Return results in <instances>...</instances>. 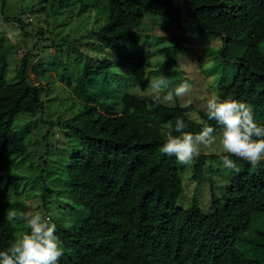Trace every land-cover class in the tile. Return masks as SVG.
<instances>
[{
	"label": "trees",
	"instance_id": "16d2710c",
	"mask_svg": "<svg viewBox=\"0 0 264 264\" xmlns=\"http://www.w3.org/2000/svg\"><path fill=\"white\" fill-rule=\"evenodd\" d=\"M68 2L61 0L60 6ZM91 6L80 0L77 15L89 12ZM102 9H107L108 18L92 38L116 61L103 59L98 66L85 63L74 79L61 66L60 77L84 103L69 125L75 143L64 167L66 192L82 207L70 226L55 224V235L65 253L58 264H264L238 248L253 218L264 214L261 164L253 167L230 157L240 171L231 172L219 197L211 189L207 213L195 202L187 209L177 207L183 192L177 161L162 155L159 148L169 134L179 135L175 132L177 118L185 123L184 131L194 135L205 124L221 129L208 117L199 121L190 118L178 104L168 107L146 101L117 86L125 77L136 76L145 64L146 52L137 34L145 16L166 18L179 25L193 19L201 30L222 36V58L229 46L246 43L242 54L233 60L237 67L220 100L246 103L264 117V59L256 38L264 31V0H106ZM7 47L1 39L0 251L14 243L15 227L7 219L11 207L7 198L22 177L12 171V157L27 155V146L13 129V122L19 114L33 116L44 106L41 85L29 77L28 56L20 61L16 81L4 79ZM96 81L108 82L111 93L100 95ZM225 155L201 153L190 179L202 182L207 161L222 160ZM260 236L264 239V232ZM248 243L264 250V243Z\"/></svg>",
	"mask_w": 264,
	"mask_h": 264
},
{
	"label": "rangeland",
	"instance_id": "374dc122",
	"mask_svg": "<svg viewBox=\"0 0 264 264\" xmlns=\"http://www.w3.org/2000/svg\"><path fill=\"white\" fill-rule=\"evenodd\" d=\"M60 1L0 0V40L8 46L4 79L7 82L16 81L20 61L28 56L30 80L41 85L44 101L42 111L33 116L19 114L14 119L13 129L23 138L27 155L12 157L11 169L22 180L11 187L7 200L10 208L25 213L38 211L42 216L49 217L52 223L68 227L78 218L82 207L75 197L66 192L68 183L64 167L75 143L69 125L82 111L84 100L75 96L60 77L61 66L74 79L81 74L85 63L98 66L103 59H110L113 63L116 60L109 50L99 48L92 38V34L108 18L107 9L99 10L106 0H87L92 6L82 16L77 15L80 0H70L63 7ZM137 34L146 52L145 64L136 76L120 80L118 89L168 107L178 104L196 121L207 117L205 105L211 97L220 99L235 73L237 66L233 60L242 54L246 45L238 43L229 46L222 58V36L216 31L201 30L193 19L179 25L166 18L148 15L142 19ZM256 38L264 59V31L260 30ZM39 64L42 68L37 67ZM162 76L168 78L169 86L156 93L149 87L150 81ZM96 82L100 95L105 97L111 93L108 82ZM184 82L191 85L186 95L174 97L171 102L164 99L169 91ZM156 96H159L158 100L154 99ZM254 119L258 125H264V117L254 113ZM219 133L220 130L213 135L219 137ZM200 150L203 154L224 153L219 138L212 146H201ZM260 164L264 168V160ZM193 165L194 162L191 165H176L183 185L177 207L187 209L195 202L203 213H207L211 189L219 197L234 171L224 169L222 160L207 161L204 180L197 182L190 179ZM13 225L14 242L22 233L30 232L23 221H13ZM261 232H264V214L253 218L249 229L240 237L238 248L247 257L264 261L261 247L246 244L247 241L263 244ZM64 258L63 252L58 263Z\"/></svg>",
	"mask_w": 264,
	"mask_h": 264
},
{
	"label": "clouds",
	"instance_id": "9594fccd",
	"mask_svg": "<svg viewBox=\"0 0 264 264\" xmlns=\"http://www.w3.org/2000/svg\"><path fill=\"white\" fill-rule=\"evenodd\" d=\"M167 77H154L149 87L156 93L168 88ZM191 88L187 82L181 83L164 97L173 101L183 97ZM158 100L159 96L154 97ZM206 115L214 120L221 129L219 137L213 135L215 128L205 124L199 133L185 132L182 119L175 121L177 136L168 135L166 142L159 148L162 155L175 157L180 165H191L201 154V146L210 147L219 138L222 151V167L239 172L240 169L230 157L246 161L257 167L264 160V125H258L250 105L237 100H220L211 97L206 102ZM9 221H23L30 232L22 233L6 251H0V264H58L63 255L62 242L55 235L56 225L40 212L25 213L15 208L7 210Z\"/></svg>",
	"mask_w": 264,
	"mask_h": 264
}]
</instances>
